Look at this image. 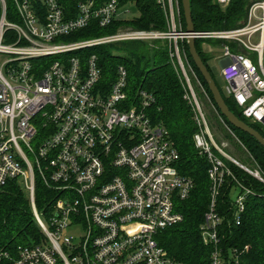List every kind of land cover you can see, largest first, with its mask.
<instances>
[{
  "label": "built area",
  "instance_id": "built-area-1",
  "mask_svg": "<svg viewBox=\"0 0 264 264\" xmlns=\"http://www.w3.org/2000/svg\"><path fill=\"white\" fill-rule=\"evenodd\" d=\"M14 1L17 22L7 18L0 0V194L8 182L20 184L41 239L19 247L13 264H173L155 236L183 220L176 202L189 197L193 181L179 174L176 148L166 130L146 114L152 96L141 91L137 103L129 102L123 66L106 87L97 57L82 60L77 55L127 41L168 42L183 98L198 127L194 145L209 166L201 241L211 248L210 264H239L234 250L221 243L224 217L218 198L225 182L233 181L237 194L231 199V217L239 225L247 196L256 194L236 180L226 161L263 186L264 174L248 153L251 166L234 159L226 142L214 141L192 80L207 98L206 93L178 45L191 35L181 28L177 0H156L167 16L165 31L121 29L75 43L59 40L93 22L105 28L126 18L127 5L122 0H85L70 15L58 0H35L38 6ZM216 2L225 7L230 0ZM192 36L235 42L256 54L254 61L222 45L220 77L224 93L242 116L264 131V0L249 7L240 29ZM37 180L53 194L44 214L35 206ZM1 257L10 260L7 254Z\"/></svg>",
  "mask_w": 264,
  "mask_h": 264
},
{
  "label": "trees",
  "instance_id": "trees-1",
  "mask_svg": "<svg viewBox=\"0 0 264 264\" xmlns=\"http://www.w3.org/2000/svg\"><path fill=\"white\" fill-rule=\"evenodd\" d=\"M81 1L85 0H58V3L65 13L71 15L75 11L76 5ZM189 1L195 31L211 32L236 30L244 27L247 23L249 7L260 0H231L224 9L216 0ZM4 2L7 18L17 22L15 1L4 0ZM30 2L36 6L39 5L35 0H30ZM177 3L180 25L182 30H185L181 0H177ZM121 5L133 6L137 10L138 16L118 19L105 28H101L93 22L89 27L64 39L92 38L114 32L118 28L157 31L167 29L166 13L156 3V0H122ZM203 42L221 46L229 45L233 52L246 54L254 61L256 54L247 52L235 42L196 40V50L210 71L229 109L264 137L262 128L244 118L233 98L227 96L220 88L209 67L208 59L201 50ZM179 47L184 51L206 93L207 98L198 91L196 82L192 80L202 107L207 109L206 117L209 128L213 132L216 130L221 133L223 138L233 140L226 130L227 127L244 147L242 148L233 140L234 148H232L235 154L242 156L243 160L249 164L250 160L246 153L251 155L264 174V149L253 138L230 126L219 115L203 78L189 56L186 42L179 43ZM93 54L97 57L101 69V84L109 86L113 82L116 68L123 66L127 71L128 101L137 103L141 91L152 96L153 100L146 109V114L152 124L160 125L166 130L169 140L176 148L179 156L176 164L179 174L193 181L194 186L189 197L176 202V210L182 215L183 220L158 232L155 236L157 244L166 251L173 264H210L211 248L202 243L199 233V225L209 204L210 183L207 176L209 166L206 159L199 155L194 145L193 137L198 131V127L191 106L183 98L182 78L170 57L168 42L127 41L77 52L82 60ZM226 164L236 180L256 195L247 196L244 202V211L240 214V223L235 225L231 217L230 195L236 185L233 181L228 180L222 186L218 198V211L224 217L220 232L221 243L224 248L234 250L239 264H264V186L234 164L227 161ZM34 201L37 210L43 214L51 208L53 203L52 192L40 180L35 183ZM40 239L41 233L33 218L25 192L16 181L8 182L0 194V264H13L12 261L17 257L19 247L39 242ZM1 254H7L10 260L2 258Z\"/></svg>",
  "mask_w": 264,
  "mask_h": 264
},
{
  "label": "water",
  "instance_id": "water-1",
  "mask_svg": "<svg viewBox=\"0 0 264 264\" xmlns=\"http://www.w3.org/2000/svg\"><path fill=\"white\" fill-rule=\"evenodd\" d=\"M181 6L186 26L184 32L191 35L185 41L189 56L200 76L203 78L219 115L224 118L230 126L253 138L264 149V137L254 128L239 119V117L227 106L215 80L196 50V39L192 35L197 31H195L192 22L190 1L181 0Z\"/></svg>",
  "mask_w": 264,
  "mask_h": 264
},
{
  "label": "rangeland",
  "instance_id": "rangeland-1",
  "mask_svg": "<svg viewBox=\"0 0 264 264\" xmlns=\"http://www.w3.org/2000/svg\"><path fill=\"white\" fill-rule=\"evenodd\" d=\"M231 1V0H230ZM228 6V5H227ZM225 6V7H227ZM225 7H221L222 9H224ZM127 8L129 9V13L126 15V18H131V17H136L138 16V12L137 10L131 6V5H127ZM176 22H177V19H176ZM121 29L118 28L116 29L114 32H111V33H106L104 35H100V36H96V37H92V38H86V39H78V40H67V39H60L59 42L60 43H75V42H84V41H89V40H92L94 38H99V37H105V36H108V35H111V34H114V33H117L119 32ZM257 42V36H254L253 38V43ZM180 43V42H179ZM178 43V45H179ZM211 44V45H210ZM206 43V42H203L202 45H201V50L204 54V56L207 57L208 59V64H209V67L212 69L214 75H215V78L220 86V88L223 89V81L221 79V77L219 76L218 72H219V64H218V58L221 56V45H217V44H214V43ZM197 86V84H196ZM197 89L198 91L201 92V89L197 86ZM196 92V91H195ZM197 93V92H196ZM198 94V93H197ZM203 112L205 114V117L207 115V109L205 107H203ZM206 120H207V117H206ZM208 122V121H207ZM208 124V123H207ZM209 127V126H208ZM212 136H213V139L214 141L217 143V144H220L222 142H226L228 144V147H227V152L232 156L234 157V159H236L238 162L240 161L241 163H244L245 165H250L248 162H246L245 160H243L242 156L240 157L239 155L235 154V152L233 151V148H234V142L233 140H227L225 138H223L222 134L219 133L218 131L214 130V132L209 128ZM233 147V148H232ZM239 162V163H240ZM251 166V165H250ZM18 184V183H17ZM20 186V184H18ZM21 187V186H20ZM236 194H237V191H232L231 193V199H234L236 197Z\"/></svg>",
  "mask_w": 264,
  "mask_h": 264
},
{
  "label": "crops",
  "instance_id": "crops-1",
  "mask_svg": "<svg viewBox=\"0 0 264 264\" xmlns=\"http://www.w3.org/2000/svg\"><path fill=\"white\" fill-rule=\"evenodd\" d=\"M218 64H219V72H218V74H219V76H220V69H221V61H220V57L218 58Z\"/></svg>",
  "mask_w": 264,
  "mask_h": 264
}]
</instances>
